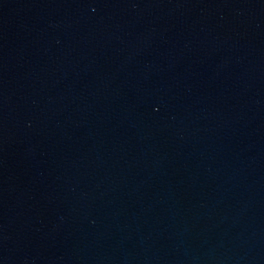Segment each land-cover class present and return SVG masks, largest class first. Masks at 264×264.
Listing matches in <instances>:
<instances>
[{
  "label": "water",
  "instance_id": "water-1",
  "mask_svg": "<svg viewBox=\"0 0 264 264\" xmlns=\"http://www.w3.org/2000/svg\"><path fill=\"white\" fill-rule=\"evenodd\" d=\"M0 264H264V0H0Z\"/></svg>",
  "mask_w": 264,
  "mask_h": 264
}]
</instances>
